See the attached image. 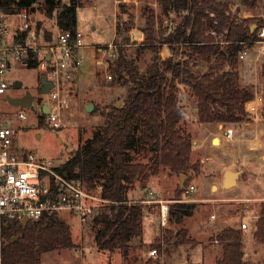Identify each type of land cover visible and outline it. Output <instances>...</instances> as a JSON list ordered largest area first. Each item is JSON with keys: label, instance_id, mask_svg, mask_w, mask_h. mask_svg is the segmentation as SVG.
I'll return each instance as SVG.
<instances>
[{"label": "trees", "instance_id": "trees-1", "mask_svg": "<svg viewBox=\"0 0 264 264\" xmlns=\"http://www.w3.org/2000/svg\"><path fill=\"white\" fill-rule=\"evenodd\" d=\"M41 1L0 0V11L15 15L26 10L31 14ZM158 1L166 14L175 13L183 18L167 34L161 29L154 34V21H149L152 27L143 30L142 45L149 48L153 56L144 71L125 52L126 46L132 44L135 15L125 3H119L113 43L117 49L106 63L113 81L127 86L125 101L119 107L113 104L103 125L58 168L60 173L82 180L90 189L102 187L101 196L107 202L90 220L96 245L101 251L119 250L124 256L128 255L131 242L144 234L145 206L129 200L128 186L140 181L146 187L151 177L165 171L176 174L180 180L186 176L184 187L177 186L176 195L179 196L190 186L192 174L201 172V164L192 161L189 126L183 114L174 107L165 86L178 82L196 89L202 122L234 124L247 121L246 105L255 99L254 89L240 84L238 64L241 53L256 40L264 19L232 15L233 0ZM240 1L246 6L254 5L250 0ZM83 5L81 0H71L69 4L62 0H44L42 10L50 18L55 14L59 32H76L78 9ZM254 24L257 29L251 33ZM40 30L39 27L27 31L17 29L13 44L25 46L29 39L40 37ZM213 32L223 40L215 42ZM48 34L44 40L49 43L53 35ZM54 39L55 42L57 37ZM221 42H226L227 46L223 47ZM164 45L171 51L167 58L161 55ZM180 50L184 57L178 58ZM21 60L28 68L36 69L40 67L42 57L38 52L30 51ZM199 60L206 62V72L200 73L194 68L193 64ZM40 117L45 119L47 116L41 113ZM135 153H150V164L135 163ZM176 200L170 211V223H180L194 213L195 204L179 201V197ZM255 226L253 238L256 243L264 244V202ZM182 232L178 233L179 238L182 235V241L179 239L177 244H196L194 239L187 238L186 231ZM0 237L6 240L0 247V264H43L44 254L77 247L72 226L56 215H45L40 221L26 226L8 222L1 229ZM216 241L221 244L222 257L214 264H246L240 229L226 227ZM162 244L157 242L152 246L160 251ZM258 264H264V258Z\"/></svg>", "mask_w": 264, "mask_h": 264}, {"label": "rangeland", "instance_id": "rangeland-1", "mask_svg": "<svg viewBox=\"0 0 264 264\" xmlns=\"http://www.w3.org/2000/svg\"><path fill=\"white\" fill-rule=\"evenodd\" d=\"M62 1L69 4L71 0ZM81 2L84 5L78 9L77 25L88 48L83 51L85 57L83 65L72 79L65 80L61 85L63 94H67L69 99L68 107H64V122L55 126L47 117L41 119L42 112L36 105L31 108H23L9 103L7 97L22 98L29 92L37 96L41 77L46 72L42 65L36 69L28 68L17 57H8L11 67L8 69L6 77L11 86L0 103L7 124L18 132L15 145L38 157L51 160L55 165H63L70 154L89 139L98 127L103 125L106 113L109 112L113 104L116 105L120 102L121 105L125 101L127 86L109 78L113 75L106 63L107 58L112 56L117 49H107V47L114 43L113 19L119 13V3H125L128 10L135 15L133 32L140 40L133 41L131 38L132 44L126 46L125 52L129 59L135 60L142 71L146 69L153 56L152 51L142 45L145 39L143 30L152 27L149 21H154V34H158L160 29L167 34L183 18L182 15L175 13L166 14L158 0H117V2L115 0H81ZM250 2H254V5L246 6L240 0H233L231 14H237L243 18L264 19V0H250ZM42 9L44 10V0L37 4L35 10L30 14L34 20L33 30L37 27L41 28L40 37L33 38L40 57L45 52L43 48L53 44L54 38L59 33L55 14L50 18L44 14ZM124 18L126 19V15ZM114 20L117 21L116 17ZM5 24L8 28L6 36L9 39L22 25V20L16 14L10 15L6 18ZM48 33L53 35V40L49 43L44 40L45 36L49 35ZM212 35L215 42L223 40V37L218 36L217 33L213 32ZM221 44L223 47L227 46L226 42H221ZM166 47L169 46L164 45L161 50L163 58L167 57L164 51ZM247 48L253 49L256 54V45ZM107 50L110 52L105 53ZM177 57H184L182 50ZM193 65L200 73L208 70L207 64L203 60L196 61ZM258 81H262L258 92L263 97L264 108V63L259 72ZM169 84L172 83H168L167 86ZM43 98L44 101H47L48 94H45ZM90 104H93L92 112L87 111ZM19 113H25L27 119H20ZM262 113L264 114V109ZM188 128L191 130L190 126ZM215 142L218 143L217 139ZM150 157V153H135L134 162L150 164ZM192 175V181H189L188 184L194 185L196 190L191 195L177 196L176 189L180 184V179L176 174L170 175L165 171L151 177L146 187H143L140 181H135L128 186L129 200L132 203L144 205L145 214L143 237L131 242L127 256H124L123 252L119 250L115 252L99 250L90 221L80 226L69 215H65L61 218L72 226L73 238L77 247L46 253L42 256L43 264H156V261H160L159 264H214L222 257L221 244L216 241L222 228L238 227L237 229L241 230L242 223H246L248 226L247 229L241 230L246 264L261 262L264 258V244L256 243L253 233L264 199L257 201L224 200L219 198L216 189L211 192L207 185L208 182L198 177V174L193 173ZM247 194L244 193L242 197L249 198L250 196ZM177 197L181 198L179 201L195 204L194 213L192 216L184 217L180 223H170V211L172 205L178 201ZM194 198L201 199V201L194 202ZM160 199L169 205V214L165 225L161 224L160 205L157 203ZM182 231H186L187 238L194 239L196 244H177L179 239L182 241V235L180 238L178 236ZM5 242L6 240L0 237V247ZM157 242L163 243L162 249L158 251L162 256L150 258L148 253L151 249H155L152 244ZM249 242H254V245L250 246Z\"/></svg>", "mask_w": 264, "mask_h": 264}, {"label": "built area", "instance_id": "built-area-1", "mask_svg": "<svg viewBox=\"0 0 264 264\" xmlns=\"http://www.w3.org/2000/svg\"><path fill=\"white\" fill-rule=\"evenodd\" d=\"M16 15L22 20L19 31L32 28L34 20L28 11L24 10ZM8 16L10 15L0 11V103L11 86L6 77L11 67L8 57L22 59L27 57L30 51L38 52L33 38L29 39L25 46L13 44L14 36L8 39L6 36L8 28L5 24ZM135 34L132 31L133 41L138 40ZM251 43L260 46L257 60L261 61L264 56V26L258 29L257 38ZM86 48L88 47L84 43L82 33L78 30L60 31L56 41L43 48L45 52L41 65L46 71L45 75L55 84L44 104L50 109V113L46 115L47 119L55 126L64 122V107L69 105L68 95L63 94L61 85L65 80L72 79L83 65L85 61L83 51ZM111 48L116 46L111 44L107 49ZM109 52L107 50L105 53ZM247 52L248 48L241 53L240 59H244ZM48 56L50 60H47ZM246 109L252 118L259 119L258 110L252 102L246 105ZM18 116L22 120L27 119L25 113H19ZM227 132L228 137H231L233 131ZM17 136L18 132L4 119V112L0 106V236L1 229L8 222L22 223L25 219H29L28 223L38 222L45 215H69L80 226L88 223L97 209L107 202L101 196L102 187L90 189L82 180L60 173L58 168L61 165H55L51 160L17 147L15 145ZM194 191L195 186L190 185L185 189L184 195H191ZM157 203L160 205L161 224L165 225L169 205L164 200H158ZM241 228L247 229L248 226L242 223ZM148 256L157 258L162 255L157 249H151Z\"/></svg>", "mask_w": 264, "mask_h": 264}, {"label": "crops", "instance_id": "crops-1", "mask_svg": "<svg viewBox=\"0 0 264 264\" xmlns=\"http://www.w3.org/2000/svg\"><path fill=\"white\" fill-rule=\"evenodd\" d=\"M115 17L117 19V14ZM114 19L115 40L116 21ZM256 47V54L250 48L245 58L239 61L238 71L240 84L243 87H252L255 91V99L252 103L258 110L259 119L252 118L249 113L247 121L231 123V125L202 122L198 114L196 89L178 82L165 86L166 92L173 98L174 107L183 114L184 121L190 126L192 159L194 163L199 162L202 168L198 177L208 182L211 192L216 189L219 198L224 200L264 199V114L262 113L264 108L263 97L258 92L262 82L258 80L259 72L263 68L264 56L261 61L257 60L260 46L256 45ZM164 51L167 57L171 55L169 47L164 48ZM228 130L233 131L231 137H228ZM216 139L218 143L215 142ZM228 170L240 172L236 185L231 188L224 186L225 174ZM248 192L250 193L247 194ZM244 193L250 197H242ZM193 201L200 202L201 199L194 198ZM253 243L249 242V245L253 246Z\"/></svg>", "mask_w": 264, "mask_h": 264}, {"label": "water", "instance_id": "water-1", "mask_svg": "<svg viewBox=\"0 0 264 264\" xmlns=\"http://www.w3.org/2000/svg\"><path fill=\"white\" fill-rule=\"evenodd\" d=\"M257 29V25H252L251 26V33H254V31ZM47 60H50V56L47 57ZM41 83V88L40 92L42 94H48L51 89L55 87V84L48 79L46 75L41 77L40 80ZM34 96L29 92L26 94L25 97L22 98H11L9 97L8 101L11 105L17 106V107H23V108H31L33 104ZM117 107L120 106V102L116 104ZM93 110V104H90L87 108L88 112H92ZM43 113L45 115H48L50 113V109L47 105H44L43 107ZM240 176L239 171H233V170H228L225 174V183L224 186L226 188H231L234 187L237 183V180ZM186 181V176H182L180 180V187L183 188L184 184ZM29 219L23 220L22 224L26 226L28 224Z\"/></svg>", "mask_w": 264, "mask_h": 264}, {"label": "flooded vegetation", "instance_id": "flooded-vegetation-1", "mask_svg": "<svg viewBox=\"0 0 264 264\" xmlns=\"http://www.w3.org/2000/svg\"><path fill=\"white\" fill-rule=\"evenodd\" d=\"M40 88H41V84L39 85V94L37 95V96H34V100H33V104H32V106H34V105H36L37 106V108H39L40 109V112H42L43 113V107H44V98H43V96L45 95V94H42L41 92H40Z\"/></svg>", "mask_w": 264, "mask_h": 264}, {"label": "bare ground", "instance_id": "bare-ground-1", "mask_svg": "<svg viewBox=\"0 0 264 264\" xmlns=\"http://www.w3.org/2000/svg\"><path fill=\"white\" fill-rule=\"evenodd\" d=\"M217 142H218V140H217Z\"/></svg>", "mask_w": 264, "mask_h": 264}]
</instances>
